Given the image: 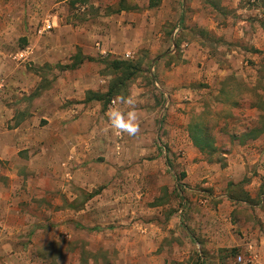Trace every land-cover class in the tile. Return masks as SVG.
Returning a JSON list of instances; mask_svg holds the SVG:
<instances>
[{
  "label": "rangeland",
  "instance_id": "1",
  "mask_svg": "<svg viewBox=\"0 0 264 264\" xmlns=\"http://www.w3.org/2000/svg\"><path fill=\"white\" fill-rule=\"evenodd\" d=\"M220 2L0 0V128L11 125L1 124L3 105L16 106L17 122L34 96L49 100L73 79H82L73 94L83 99L69 102L92 111L70 124L75 150L83 144L87 154L75 159L83 170L74 166V179L85 183H74L68 203L62 193L57 216H41L51 228L30 249L40 258L22 264H264L259 235L252 247L231 244L249 223L264 233L255 214L264 209V167L237 168L235 182L227 169L259 147L236 144L246 128L264 126V57L232 68L226 53L240 23ZM129 94L138 99L135 137L117 135L107 119L113 100ZM195 124L214 150L193 145ZM246 193L251 200L238 199Z\"/></svg>",
  "mask_w": 264,
  "mask_h": 264
},
{
  "label": "crops",
  "instance_id": "2",
  "mask_svg": "<svg viewBox=\"0 0 264 264\" xmlns=\"http://www.w3.org/2000/svg\"><path fill=\"white\" fill-rule=\"evenodd\" d=\"M220 6L231 9L228 18L233 25L236 20L240 23L234 25V43L226 53L232 68L236 69L237 65L258 67L264 57V0H221ZM80 80L59 83L58 88L52 89L50 96H54L49 100L46 99L49 93L34 96L27 103L25 117L17 122L11 120L17 113L16 106L3 105L1 114L5 116L1 124L8 119L11 125L0 128V163L3 164L0 167V264H22L23 261L34 262L40 258L33 253L36 250L30 249L35 245L38 234L43 236L42 232L51 228L41 220V216H57L56 203L63 199L62 193H65V202L68 203V199L70 202L74 197L71 192L74 183H85L81 176L80 180L74 179L73 167L76 166V172L81 173L83 166L80 164L87 154L83 144L75 150V137L70 129L75 115L81 118L91 111L88 104L84 107L85 102L71 103L72 100L83 99L80 94H73L74 83ZM34 83L30 86L33 87ZM259 136L251 139L259 146L257 149L246 147L245 157L231 159L227 169L234 182L238 180L235 178L237 168L243 167L246 173L255 161L259 167H264L260 165L264 162L261 156L263 147H260L264 140ZM237 143L238 148L244 145ZM75 159L82 163L75 164ZM255 214L264 222V209L257 208ZM255 231L249 223L243 236L233 232L232 246L246 243L252 247L257 235L264 243V233ZM48 242L49 238L42 243Z\"/></svg>",
  "mask_w": 264,
  "mask_h": 264
},
{
  "label": "clouds",
  "instance_id": "3",
  "mask_svg": "<svg viewBox=\"0 0 264 264\" xmlns=\"http://www.w3.org/2000/svg\"><path fill=\"white\" fill-rule=\"evenodd\" d=\"M138 99L129 94L120 95L113 100L107 111L110 129L117 135L127 134L135 137L140 133V119L137 110Z\"/></svg>",
  "mask_w": 264,
  "mask_h": 264
},
{
  "label": "trees",
  "instance_id": "4",
  "mask_svg": "<svg viewBox=\"0 0 264 264\" xmlns=\"http://www.w3.org/2000/svg\"><path fill=\"white\" fill-rule=\"evenodd\" d=\"M121 63V62H119ZM120 66H116V68H119ZM121 83V82H120ZM115 87L114 84H111L110 89L108 90V96L113 94ZM93 96L91 98L96 99V100H103V95L99 94L98 92H94L92 93ZM247 130L245 131V133H243V135H240L237 137L239 143H243L244 141L248 140V139H255L259 134H261L264 131V126H256V127H252V128H246ZM189 136L193 142V145L198 148L200 151L207 149H211L214 150V146H213V136L211 135V133L208 131V129L203 126L200 127L199 124H195V125H190L189 126ZM236 136V135H235ZM239 200H243V201H248L251 200L249 194L246 193V196L244 198H238Z\"/></svg>",
  "mask_w": 264,
  "mask_h": 264
},
{
  "label": "built area",
  "instance_id": "5",
  "mask_svg": "<svg viewBox=\"0 0 264 264\" xmlns=\"http://www.w3.org/2000/svg\"><path fill=\"white\" fill-rule=\"evenodd\" d=\"M51 27V23L49 21H46V24L42 25L39 29H38V32L39 33H42L44 30L46 29H50ZM236 261L237 262H241L242 261V257L240 255H238L236 257Z\"/></svg>",
  "mask_w": 264,
  "mask_h": 264
}]
</instances>
